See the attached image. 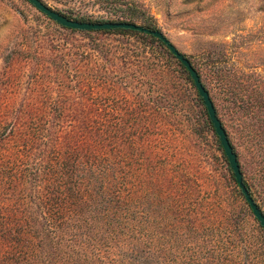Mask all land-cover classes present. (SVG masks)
I'll use <instances>...</instances> for the list:
<instances>
[{
	"label": "rangeland",
	"instance_id": "rangeland-1",
	"mask_svg": "<svg viewBox=\"0 0 264 264\" xmlns=\"http://www.w3.org/2000/svg\"><path fill=\"white\" fill-rule=\"evenodd\" d=\"M41 1L67 16L112 17L94 0ZM126 1L201 73L264 211V0ZM203 105L179 61L150 38L74 33L27 0H0V142L16 124L11 140L34 137L36 159L48 133L41 114L85 110L87 124L105 130L103 155L116 148L123 160L122 188L140 209L137 230L142 212L171 224L167 238L179 246L147 255L149 264H264V231ZM5 162L0 222L42 232L46 219L53 222L42 219V188L11 181L23 165ZM136 243L151 247L142 235ZM206 243L213 259L196 246Z\"/></svg>",
	"mask_w": 264,
	"mask_h": 264
},
{
	"label": "trees",
	"instance_id": "trees-1",
	"mask_svg": "<svg viewBox=\"0 0 264 264\" xmlns=\"http://www.w3.org/2000/svg\"><path fill=\"white\" fill-rule=\"evenodd\" d=\"M94 1L112 17L65 16L89 23L131 22L159 30L153 18L138 10L133 3L126 0ZM64 29L83 34L143 35L165 47L168 53L177 59L163 42L148 34L124 29L99 31ZM179 65L196 89L186 68L180 62ZM197 72L203 82L201 73ZM203 84L216 107L211 90L204 82ZM197 95L203 104L198 91ZM205 115L215 134L206 108ZM40 117L43 123L48 125L47 129L43 127L42 130L48 133L45 141H40L42 145L39 154L35 155L36 159L32 158L35 149L32 139L34 137L21 134L20 140H11L18 134L14 124L10 134L4 138L6 140L0 142V165L6 163L5 161L21 159L23 170L9 178L11 181L29 183L30 187L42 188L37 192L40 194L42 219L44 221L45 217L52 216L53 222L47 223L46 219L43 222L45 224H41L43 231L33 232L31 236L28 233L23 234L14 225L6 226L2 224L3 221L0 222V264H149L147 255L163 254L179 246L167 238L166 231L171 225L168 218L151 219L149 212H142L145 217L144 225L137 230L135 221L138 220L136 216L139 215L140 209L130 190L126 192L122 188L125 184L121 176L123 160L116 154V148H112V156L103 155L106 151L102 138L105 130L99 125L95 127L88 125L85 110L67 112L56 109L44 112ZM222 124L226 129L223 122ZM226 132L238 156L244 182L264 213L247 180L240 156L227 129ZM30 134L28 131V135ZM215 136L217 137L216 134ZM4 141L10 142L5 151ZM218 144L223 158L229 165L219 139ZM229 170L237 184L230 165ZM241 196L245 200L242 192ZM249 209L252 212L250 207ZM261 229L264 231L262 227ZM140 235L142 240L153 247L152 249L151 247L143 249L136 243V238ZM36 239H39L38 242H35ZM208 244L196 246L205 250L213 259L215 252Z\"/></svg>",
	"mask_w": 264,
	"mask_h": 264
},
{
	"label": "water",
	"instance_id": "water-1",
	"mask_svg": "<svg viewBox=\"0 0 264 264\" xmlns=\"http://www.w3.org/2000/svg\"><path fill=\"white\" fill-rule=\"evenodd\" d=\"M32 6H34L40 13L44 14L46 17L50 18L52 21L57 23L58 25L79 31H99V30H131L135 32H139L141 34H148L159 39L161 42L165 44V46L169 49V51L177 58V60L186 68L188 73L190 74L196 90L198 91L199 96L203 100V104L207 110L209 119L213 125L215 134L217 135L220 144L224 150L225 156L228 159L230 168L233 172L234 178L245 197V200L249 207L251 208L253 215L260 223L261 227L264 229V213L255 202L254 198L250 194L248 187L244 182V176L241 170V166L238 160V156L234 151V148L230 142L226 129L224 128L222 121L220 120L216 107L212 101V98L205 88L200 75L197 70L192 65L189 58L180 52L178 48L171 43V41L164 35L163 32L159 30H154L152 28H148L141 24L131 23V22H109V23H89V22H80L77 20L69 19L67 16L51 9L41 0H27Z\"/></svg>",
	"mask_w": 264,
	"mask_h": 264
}]
</instances>
